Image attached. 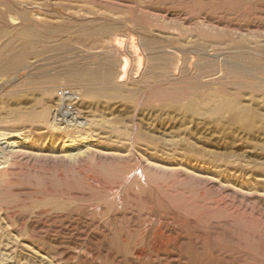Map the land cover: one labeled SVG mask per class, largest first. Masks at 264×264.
<instances>
[{"label":"rangeland","instance_id":"374dc122","mask_svg":"<svg viewBox=\"0 0 264 264\" xmlns=\"http://www.w3.org/2000/svg\"><path fill=\"white\" fill-rule=\"evenodd\" d=\"M0 133V264H264V0H0Z\"/></svg>","mask_w":264,"mask_h":264},{"label":"bare ground","instance_id":"6f19581e","mask_svg":"<svg viewBox=\"0 0 264 264\" xmlns=\"http://www.w3.org/2000/svg\"><path fill=\"white\" fill-rule=\"evenodd\" d=\"M125 65V64H124ZM127 66V65H126ZM125 69V68H124ZM123 71V70H122ZM124 72V71H123ZM123 75V74H122ZM121 75V76H122ZM69 76L72 78V79H74L75 80V78H79V77H81V74H80V72H74V71H70L69 72ZM120 76V77H121ZM124 79V78H123ZM64 80V79H63ZM119 80H122V78H120ZM59 82H62V80L61 81H57V83H59ZM55 87H58L57 85H52L51 87H50V90H55ZM65 89L66 88H64L62 91H61V98H59L60 99V102H58V104H57V106H56V113H57V115H58V113L62 116V121L59 123V124H57V123H54L53 122V124L57 127V128H60V129H62V126L60 125V124H69V123H73V122H75L76 120H78V118L76 117V116H73L71 113H70V111H69V109L68 108H66L64 105H63V103H65L66 102V100H69L70 98L69 97H67L66 95H65ZM74 91H78L79 93H80V95H81V90H74ZM114 91V92H113ZM112 91V94H110V95H114V94H118V92H119V90H113ZM60 97V96H59ZM57 102V101H56ZM55 108V107H54ZM55 110V109H54ZM53 117H55V115L53 116ZM55 119V118H54ZM53 121H55V120H53ZM76 123V122H75ZM83 123V122H82ZM58 126H57V125ZM78 124V123H77ZM61 127H60V126ZM81 125V124H80ZM69 126V125H68ZM73 126V125H72ZM11 134V133H10ZM12 135V137H19L20 136V134L19 133H13V134H11ZM7 136H10L9 135V133L7 134V133H0V141L1 140H3V139H5V138H7ZM28 137H30V136H28ZM79 137V136H78ZM76 138H77V136H76ZM75 138V139H76ZM24 139H26V138H24ZM72 139L74 140V138L72 137ZM78 139V138H77ZM32 141V139H29V138H27L26 139V141L25 142H11L10 143V147L13 149V152H19V150L20 149H16L17 147H19V143H21V144H29L30 142ZM71 141V140H70ZM76 141V140H75ZM79 141V140H78ZM87 142H88V140L86 141V139H84L83 138V143H86V147L84 148V149H82V148H74V146L76 145V144H78V143H76V142H74V141H72L71 143H64V151H65V154H66V156H69V157H78L80 154H83V153H85L87 150H88V148H89V146H88V144H87ZM24 148V147H23ZM10 149V148H9ZM72 159V158H71ZM8 160H9V157H7V158H5L4 160H1L0 161V165H2L3 163H8Z\"/></svg>","mask_w":264,"mask_h":264},{"label":"built area","instance_id":"2783aa9c","mask_svg":"<svg viewBox=\"0 0 264 264\" xmlns=\"http://www.w3.org/2000/svg\"><path fill=\"white\" fill-rule=\"evenodd\" d=\"M65 95L67 97H69V100H66L65 103H63V105L69 109V111L71 112L70 109H72L74 107L75 104H77L79 102V100L81 99V95L78 91H74L73 89H65ZM55 121L56 122H61L62 121V116L58 113H56L55 115Z\"/></svg>","mask_w":264,"mask_h":264}]
</instances>
